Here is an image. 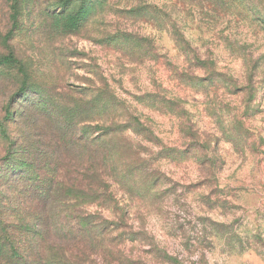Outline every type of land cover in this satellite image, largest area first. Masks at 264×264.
Returning a JSON list of instances; mask_svg holds the SVG:
<instances>
[{"label": "rangeland", "instance_id": "rangeland-1", "mask_svg": "<svg viewBox=\"0 0 264 264\" xmlns=\"http://www.w3.org/2000/svg\"><path fill=\"white\" fill-rule=\"evenodd\" d=\"M0 264H264V0H0Z\"/></svg>", "mask_w": 264, "mask_h": 264}, {"label": "trees", "instance_id": "trees-1", "mask_svg": "<svg viewBox=\"0 0 264 264\" xmlns=\"http://www.w3.org/2000/svg\"><path fill=\"white\" fill-rule=\"evenodd\" d=\"M197 68L201 69V70H206L209 73V78L207 80H209L210 82H212V80L214 78L218 79L220 77V74L217 72V65L215 61H209V60H199L197 63ZM191 78H195V77H191ZM201 81H204L206 79H200ZM92 182V181H91Z\"/></svg>", "mask_w": 264, "mask_h": 264}]
</instances>
